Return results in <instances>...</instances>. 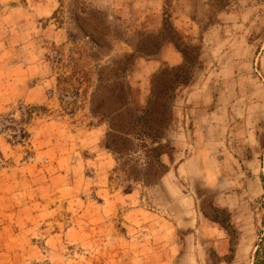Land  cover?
<instances>
[{"label": "rangeland", "instance_id": "374dc122", "mask_svg": "<svg viewBox=\"0 0 264 264\" xmlns=\"http://www.w3.org/2000/svg\"><path fill=\"white\" fill-rule=\"evenodd\" d=\"M263 221L264 0H0V264H152L165 224L253 264Z\"/></svg>", "mask_w": 264, "mask_h": 264}, {"label": "crops", "instance_id": "0c3cea01", "mask_svg": "<svg viewBox=\"0 0 264 264\" xmlns=\"http://www.w3.org/2000/svg\"><path fill=\"white\" fill-rule=\"evenodd\" d=\"M196 161H180L175 170L179 176H197L202 174L200 172V165L195 166ZM183 224L185 228H190L192 226L191 222H186L182 218L181 226L183 228ZM169 227L166 226L164 228L153 229L152 233V264H172L173 258L175 254H182L188 258L190 253L193 254V258L189 257L188 260L190 262H195L197 260V245L192 244L189 248H183L182 245L176 243L174 245V241L170 239V231H168ZM218 236L210 239V243L215 248L221 249L223 243L225 242L224 231L217 230ZM197 250V251H196ZM201 256V249H200Z\"/></svg>", "mask_w": 264, "mask_h": 264}, {"label": "trees", "instance_id": "16d2710c", "mask_svg": "<svg viewBox=\"0 0 264 264\" xmlns=\"http://www.w3.org/2000/svg\"><path fill=\"white\" fill-rule=\"evenodd\" d=\"M184 55H185V53H184ZM187 82H188V79L185 78L184 80L180 81V84L185 85ZM143 119H144L143 120L144 122L147 121V119H145V118H143ZM113 129H116V128L113 127ZM146 135L152 140V133L151 134L147 133ZM146 150H147L146 152L148 153L150 159H149L148 163H146L145 165L148 167H152V154H154L155 156L161 155L163 153L162 152L163 146L154 147V148L150 147ZM129 188L130 187H127V189H125V190L129 191ZM226 220H228V219L227 218H221L219 215H215L212 217V221L218 223L224 229L225 232H229L227 230L226 225H225ZM263 226H264V221H263ZM253 264H264V244L263 243H259V246L255 249Z\"/></svg>", "mask_w": 264, "mask_h": 264}]
</instances>
